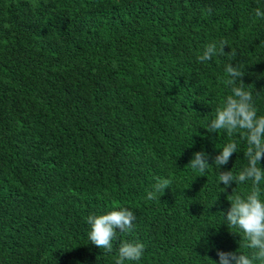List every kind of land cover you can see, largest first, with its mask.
Here are the masks:
<instances>
[{
	"label": "trees",
	"instance_id": "obj_1",
	"mask_svg": "<svg viewBox=\"0 0 264 264\" xmlns=\"http://www.w3.org/2000/svg\"><path fill=\"white\" fill-rule=\"evenodd\" d=\"M257 7L264 0H0V264H115L136 239L144 255L126 264H218L217 250L237 251L242 233L220 213L232 189L212 159L204 174L189 162L236 139L221 171L247 166L245 140L206 129L231 94L229 63L264 115ZM221 40L225 54L198 62ZM156 177L171 184L149 200ZM121 207L135 229L103 254L87 217Z\"/></svg>",
	"mask_w": 264,
	"mask_h": 264
},
{
	"label": "clouds",
	"instance_id": "obj_2",
	"mask_svg": "<svg viewBox=\"0 0 264 264\" xmlns=\"http://www.w3.org/2000/svg\"><path fill=\"white\" fill-rule=\"evenodd\" d=\"M257 18H264V10L257 7L255 9ZM227 46L226 40L217 43L207 44L202 54L197 56L200 63H205L213 59L216 55L225 54ZM235 56V52L228 53ZM229 77L225 81L230 87V93L226 96L222 104L216 108L214 118L211 119L207 127L209 133H219L223 130L228 137L239 135L246 141V150L243 152L244 159L248 161L247 166L234 173V167L229 171H221L228 165L233 154L238 152V141L230 140L218 150L219 154L214 158L205 151L196 152L189 162L191 168L204 174L209 166L215 165L220 169L219 181L223 184V193L227 195L228 189H232L227 199L230 208L226 212H220L227 221L229 229H238L242 233L240 248L237 251L223 252L217 250L219 258L218 264H264V199H262L261 184L264 182V167L261 161L264 160V115H258L255 106L253 92L249 90L252 85L244 83V71L238 64L229 63L225 67ZM259 91H257V94ZM213 164H209V160ZM152 190L147 193V199H156L157 193H165L169 189L171 180L168 178L156 177ZM251 181V189L245 196L235 194L236 188ZM233 184L237 187L233 188ZM137 216L127 208H119L108 211L106 214H90L87 217V224L90 226L88 239L92 245L103 249L104 253L113 252V241L120 235L130 234L135 229ZM232 233V232H231ZM241 247L251 250L250 254L240 251ZM145 252V245L136 240L122 241L119 244L118 257L115 264H126V262L141 261ZM212 264L217 261L212 260Z\"/></svg>",
	"mask_w": 264,
	"mask_h": 264
}]
</instances>
